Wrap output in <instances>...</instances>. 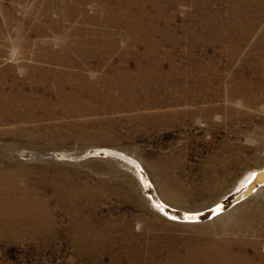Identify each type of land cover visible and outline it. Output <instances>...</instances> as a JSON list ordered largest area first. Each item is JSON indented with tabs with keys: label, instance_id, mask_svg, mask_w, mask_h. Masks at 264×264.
I'll list each match as a JSON object with an SVG mask.
<instances>
[{
	"label": "rangeland",
	"instance_id": "1",
	"mask_svg": "<svg viewBox=\"0 0 264 264\" xmlns=\"http://www.w3.org/2000/svg\"><path fill=\"white\" fill-rule=\"evenodd\" d=\"M263 170L264 0H0V264H264Z\"/></svg>",
	"mask_w": 264,
	"mask_h": 264
},
{
	"label": "bare ground",
	"instance_id": "2",
	"mask_svg": "<svg viewBox=\"0 0 264 264\" xmlns=\"http://www.w3.org/2000/svg\"><path fill=\"white\" fill-rule=\"evenodd\" d=\"M257 173H258V178H261V179L264 178V170L261 171V172L259 171V172H257ZM241 253H242V252H241ZM242 255H243V254H242ZM233 256H234V255H233ZM235 256H236V255H235ZM243 257H244V255H243ZM245 257H246V255H245ZM245 257H244V258H245ZM238 258H240V256H239ZM238 258H237V259H238ZM247 259H248V258H247ZM239 260H240V259H239ZM244 260H246V259H244ZM229 261H230V260H229ZM231 261H232V260H231ZM231 261H230V262H231ZM233 261H234V260H233ZM241 261H242V260H241ZM246 261H247V260H246ZM246 261H245V262H246ZM227 262H228V261H227ZM215 264H216V263H215ZM228 264H241V263H240V261H239V262H238V261H235V262H231V263H228ZM248 264H249V263H248Z\"/></svg>",
	"mask_w": 264,
	"mask_h": 264
}]
</instances>
